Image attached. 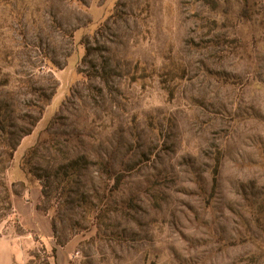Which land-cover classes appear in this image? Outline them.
Here are the masks:
<instances>
[{
	"label": "rangeland",
	"instance_id": "374dc122",
	"mask_svg": "<svg viewBox=\"0 0 264 264\" xmlns=\"http://www.w3.org/2000/svg\"><path fill=\"white\" fill-rule=\"evenodd\" d=\"M16 234L25 264H264V0H0Z\"/></svg>",
	"mask_w": 264,
	"mask_h": 264
},
{
	"label": "crops",
	"instance_id": "0c3cea01",
	"mask_svg": "<svg viewBox=\"0 0 264 264\" xmlns=\"http://www.w3.org/2000/svg\"><path fill=\"white\" fill-rule=\"evenodd\" d=\"M31 192H29V193H31ZM10 197H11L10 201L12 203V206L14 207V211H16L15 210L16 198L23 197L26 199L27 196L25 197L24 193L22 192L21 194L20 193L19 194L12 193L10 195ZM39 199H40V193L38 194V198L36 201L37 202L36 203L37 210L40 213H42L43 215L47 216L37 206ZM17 215H18L20 223H21L22 218H21V216H19L18 213H17ZM25 237H26L25 235H18V234L11 235V236H8V235L7 236H5V235L0 236V264H25L27 262V257H26L27 251H25L26 247H24V245H23L25 243V240H23Z\"/></svg>",
	"mask_w": 264,
	"mask_h": 264
},
{
	"label": "trees",
	"instance_id": "16d2710c",
	"mask_svg": "<svg viewBox=\"0 0 264 264\" xmlns=\"http://www.w3.org/2000/svg\"><path fill=\"white\" fill-rule=\"evenodd\" d=\"M42 192H45V188H44V186H42ZM15 194H19L18 192H14ZM38 208L41 210V211H43L50 219H51V221H52V218L49 216V214L47 213V212H45L42 208H40L39 206H38ZM56 251V250H55Z\"/></svg>",
	"mask_w": 264,
	"mask_h": 264
}]
</instances>
